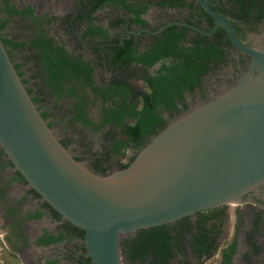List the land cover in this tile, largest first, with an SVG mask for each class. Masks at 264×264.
<instances>
[{"label":"water","instance_id":"95a60500","mask_svg":"<svg viewBox=\"0 0 264 264\" xmlns=\"http://www.w3.org/2000/svg\"><path fill=\"white\" fill-rule=\"evenodd\" d=\"M249 63L236 81L151 134L122 167L96 171L41 114L0 36V147L84 231L92 264H120V237L225 203L264 183V32L245 43L200 0Z\"/></svg>","mask_w":264,"mask_h":264},{"label":"flooded vegetation","instance_id":"af4514ba","mask_svg":"<svg viewBox=\"0 0 264 264\" xmlns=\"http://www.w3.org/2000/svg\"><path fill=\"white\" fill-rule=\"evenodd\" d=\"M206 1L215 12L222 15L230 23L245 43H251L264 32V0ZM97 2H102V5H96ZM124 2L62 0L58 2V6L61 7L59 11L62 10L64 15L58 17L53 10L44 11L50 16L53 15L49 20H58L61 27L69 29L77 25L79 36L87 38L93 43L94 54L91 56L87 57L77 48L73 49L74 45L78 46L76 40L72 41L71 48L52 32L45 30L52 34L58 43H63L68 50L77 54L81 53L84 58L96 63L95 77L97 81L101 80L98 70H102L106 74L104 78L113 74L122 76L133 85L134 90L139 91H144L146 88L143 76L152 75L160 61L152 66L130 61L116 68L109 65L110 54L108 52L116 50L118 46L125 47V43H128L127 46L134 51L143 50L146 45H151L165 28L172 25H175L178 30L185 29L183 32L184 40H182L184 43H189L197 34H200L199 36L205 34L212 41L222 45L224 47V61L215 64L212 70L201 77L200 86H196L192 91L183 90L182 99L175 98V106L180 110L177 111L174 108H166L165 106L157 107L164 125L185 109L205 101L227 88L236 81L240 73L247 67L250 56L234 45L220 24L213 29L214 18L205 10L200 0H125ZM15 4L19 7L31 5L34 8L33 13H39L32 4ZM55 8L58 10L57 7ZM241 8L250 10L247 18L242 17ZM136 10H140L139 16L144 19L143 22L134 20V11ZM47 14L46 16H48ZM90 14L96 23L107 29L108 36H89L83 33ZM219 30L221 31L220 39L215 37ZM6 31L15 40L26 38L18 33H13L9 23H7ZM68 32L69 36L73 37L72 29ZM22 49L24 51L29 50V48L23 46L12 50L10 53L13 61L22 63L19 67L22 71L20 74L22 80H24L26 86L33 87L34 91H32L31 96L39 95L40 98L35 103L40 112L45 111L44 118L59 140L68 147L73 155L80 159V156L72 150L73 146H77L76 139L68 133L65 136L67 138H63L56 131L55 118L59 115L56 113L57 110L50 108L51 103L48 96L43 92L48 87L44 85L42 75L38 72L42 79L36 83L33 82L34 76L31 75L33 68L30 67L32 65L30 60L23 54L21 57L14 54L15 51ZM99 62L100 64H98ZM35 67L38 70L37 66ZM135 74H138V80L134 79ZM208 77L211 80L210 85L205 84ZM139 98V95L135 97L137 100H140ZM58 99L63 103L69 100L68 109L69 118L71 119L73 98L65 95L60 96ZM138 103L140 102L138 101ZM91 109L92 107L88 111L90 115ZM131 121L130 118L126 119L125 124H129ZM105 126H111L114 129L112 133L116 134V139L127 140L124 126L111 122L106 123ZM111 147L112 140L109 138L107 149L113 153ZM140 147L133 142H129L125 147H122L125 150L123 157H126L122 162L129 161ZM0 150V255L7 252L18 264H92L87 254L84 234L81 236L78 233L82 231V228L64 218L49 204L14 167L1 147ZM90 157V167L93 168L92 162L100 156L94 153ZM119 163H115L110 167L104 163L103 165L107 166L109 171L119 167ZM242 202L244 206H240V202L234 203L239 206L235 209L234 215V237L229 241L234 240L235 247L228 264H264V183L245 192ZM195 214L196 212L190 214V216H195ZM185 235L188 238L185 242L186 249L183 258L189 260V264H202L203 254L198 253L197 250L191 247L189 243L190 233L185 231ZM150 257L148 255V258ZM220 259L221 250L218 264ZM145 262L141 261L142 264ZM0 263L15 264L7 257L3 261L0 258Z\"/></svg>","mask_w":264,"mask_h":264},{"label":"trees","instance_id":"16d2710c","mask_svg":"<svg viewBox=\"0 0 264 264\" xmlns=\"http://www.w3.org/2000/svg\"><path fill=\"white\" fill-rule=\"evenodd\" d=\"M110 1L125 3V0ZM96 5L100 6L102 2H97ZM241 9L242 17L247 18L250 10ZM33 11L31 5L19 7L12 0H0V36L7 51L10 54L16 48H29L32 63L37 66L44 85L50 92L56 98L65 95L73 98V121L77 120L92 129H100L109 122L124 126L126 141L116 139L115 133L111 136L113 154L119 158L125 155L122 147L127 143L133 142L140 147L150 134L164 125L157 110L158 106L180 110L175 106V98L182 99L183 90L192 91L196 86H200L201 77L212 70L215 64L224 61V47L212 41L208 35L197 34L189 43H184L182 40L185 29L178 30L172 25L165 28L151 45H146L143 50L134 51L125 43L127 47L118 46L116 50L108 52V63L116 68L130 61L145 66H152L160 61L152 75L143 76L146 85L144 91L134 90L128 80L115 74L97 81V64L84 58L81 53L68 50L44 28L36 26L28 37L21 40H15L13 36L8 35L7 23L15 16L29 17L35 23L53 17L34 14ZM134 12V20L143 22L144 19L139 16L140 10ZM220 32L219 30L215 35L216 38L220 39ZM83 33L89 36H108L107 29L96 23L91 14ZM13 63L21 74L19 67L22 63ZM26 87L30 94L34 91L32 86ZM137 95L140 100L135 99ZM39 98L38 94L32 95L34 101ZM94 104L97 105L96 117H92L88 112ZM41 114L44 117L45 111ZM129 118L132 121L126 125V119ZM129 161H120L119 167L127 165ZM92 167L96 171H108L100 157L92 162ZM196 215L195 220L186 215L173 222L135 231L123 244L128 258L131 261L139 258L140 261H146L144 264H189V260L183 258L188 238L185 231L190 233L191 247L204 257L212 255L219 248L220 238L223 236L222 225L226 212L223 206H216L197 211ZM78 233L83 236V229ZM234 247V240L221 247L219 264L229 263ZM148 255L151 257L148 258Z\"/></svg>","mask_w":264,"mask_h":264},{"label":"rangeland","instance_id":"374dc122","mask_svg":"<svg viewBox=\"0 0 264 264\" xmlns=\"http://www.w3.org/2000/svg\"><path fill=\"white\" fill-rule=\"evenodd\" d=\"M17 4H32L38 14L44 15L47 14L48 11H54L58 17L64 15V12L62 10L59 11V8H61L58 2L62 0H13ZM57 7L58 10L55 8ZM47 11V12H44ZM48 15V14H47ZM50 16V15H48ZM9 26L12 30L13 33H18L22 37H27L31 34L32 29H34L36 26H39L41 28H44L50 32H52L54 35L58 37L59 40L64 41L67 46L72 48V41L76 40V45H74L73 49H78L79 51L83 52L85 56H91L94 54L93 51V43L89 41L87 38H82L79 36L77 33L78 27L77 25L66 29L64 27H61L59 24L58 20H52L50 21L49 19H45L41 23H35L33 22L29 17H23V16H15L9 21ZM72 29L73 37L69 36V30ZM26 53V54H25ZM15 55H18L19 57L23 55L27 56V59L30 60L32 63L33 61L31 60L32 53L30 50L24 51L18 50L14 52ZM32 63L30 67H32V72L31 75L34 76L33 82L40 81V75L38 74V70L36 69L35 65ZM139 69V68H138ZM100 72L99 78L102 79V77H105L106 74L103 73L102 70H98ZM40 73V72H39ZM134 79L138 80V74H135ZM211 80L210 78H206L205 84L210 85ZM47 96L48 100L50 101V108L52 110H57L56 113H58V117L55 119V127L56 131L60 136L63 138H67L66 133L70 134V136L76 139L77 141V146L72 148L74 152H76L79 156L80 159L85 162L89 167H90V160H91V154H99V156L102 158V162L106 164L108 167L114 165L115 163H118L126 157L119 158L118 156H115L113 153L109 152L107 149V145L109 142V138L111 139L112 136V127H102L100 129H92L88 126H84V124L77 122V121H72L69 118V109H68V102L63 103V101L59 100L56 98L50 90L47 88L45 91H43ZM97 105H92L91 109V116L95 117L97 114ZM109 152V154H108ZM240 206H244L243 202H240ZM219 206H223L224 210L226 212V216L223 220V236L220 238V245L219 248L210 256L208 257H203L202 264H218L219 260V254L221 247L225 245L230 239L234 237V229H235V224H234V215H235V209L239 206L234 203H225ZM217 206V207H219ZM196 214L195 216H191L192 220L196 219ZM134 235V232L131 233H126L121 235L120 237V264H142L141 261L136 258L134 260H130L127 256L126 249L124 247V242L127 241L130 237ZM10 259L11 262L15 263V260L9 255L7 252H3L0 255V258L2 261L4 259ZM14 260V261H13ZM1 264V263H0ZM15 264H18L17 261Z\"/></svg>","mask_w":264,"mask_h":264},{"label":"bare ground","instance_id":"6f19581e","mask_svg":"<svg viewBox=\"0 0 264 264\" xmlns=\"http://www.w3.org/2000/svg\"><path fill=\"white\" fill-rule=\"evenodd\" d=\"M264 45V44H263Z\"/></svg>","mask_w":264,"mask_h":264}]
</instances>
